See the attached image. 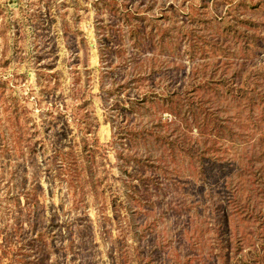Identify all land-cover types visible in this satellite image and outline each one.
<instances>
[{"label": "rangeland", "instance_id": "rangeland-1", "mask_svg": "<svg viewBox=\"0 0 264 264\" xmlns=\"http://www.w3.org/2000/svg\"><path fill=\"white\" fill-rule=\"evenodd\" d=\"M108 1L0 0V264H118L115 257L124 250H130L128 264H179L200 251L201 195L210 189L224 203V175L237 164L231 159L256 141L258 135L247 130L233 149L216 152L222 170L214 168L205 184L189 176L185 164L171 162L180 173L156 174L152 211L130 220V228L152 225L131 237L109 202L124 176L114 126H148L165 115L153 102L140 112L128 110L145 92L186 87L216 65L239 70L262 63L263 42L247 50L251 27L238 19L264 21V0H115L121 6L113 10ZM119 7L145 18L131 29L115 14ZM222 16L237 30L225 28ZM257 32L264 35V28ZM27 127L37 131L34 157L20 144ZM178 127L167 130L197 137L195 130ZM84 145L95 149L93 176L86 178L75 162ZM56 151H71L68 162L52 163ZM35 183L40 187L38 203L30 205L36 210L33 230L25 199L12 193ZM96 183L110 189L99 192L98 186L94 194L89 189Z\"/></svg>", "mask_w": 264, "mask_h": 264}, {"label": "trees", "instance_id": "trees-1", "mask_svg": "<svg viewBox=\"0 0 264 264\" xmlns=\"http://www.w3.org/2000/svg\"><path fill=\"white\" fill-rule=\"evenodd\" d=\"M117 3L111 0L107 5L113 10L117 5L121 6V3ZM167 9L173 10L175 7L170 6ZM115 12L120 22L129 28L134 22L145 18L131 7H119L118 12ZM167 18L175 25L176 19L173 15ZM219 20L225 28L232 27L237 30L225 16ZM238 20L251 27L246 33L248 40L244 43L247 50L258 49L259 42L264 44V35L257 32L264 28V21H254L251 18ZM239 34L245 32L240 30ZM156 94L145 92L140 97H135L131 105L133 107L128 110L140 112L145 102H153L165 114L160 115L158 121L140 127L124 124L114 126L113 137L121 147L116 154L120 161L118 167L124 176L121 177L120 191L113 194L110 190L112 215L124 220L125 228L132 232L131 237H136L139 232L142 234L152 223L130 228V220L152 211L153 202L149 200V195L151 187L159 179L157 173L166 178L173 172L179 174L180 171L176 168L178 163L172 168L170 163L181 162L185 164L184 168L188 170L189 176L205 184L209 177L214 176V168L222 170L224 163L216 152L233 149L234 143L242 140L244 134H247L245 132L252 129L253 134L258 135L255 143L250 145V149L239 152L237 158L231 159L237 164L231 174L224 175L221 185L224 203L219 197L213 199L210 189L201 195V217L204 225L198 233V238L202 239L200 251L195 255H187L178 263L190 264L193 261L196 264H264V61L239 70L216 65L209 74L199 80L192 79L186 87L165 86L162 93ZM23 111L25 114V107ZM169 117L174 120L171 121ZM29 121L25 115V124ZM174 123L189 133L195 130L197 137L176 128L168 131L167 127ZM36 132L27 127L20 143L25 148L23 153L31 157L37 153L33 139ZM94 150L93 145H84L81 151L76 152L75 162L80 166L84 178L87 175L93 176L91 167ZM70 153L71 151H56L51 158L52 163L63 165L68 162ZM57 156L61 158L58 163ZM83 158H88L90 165L85 164ZM95 180L99 182L98 175ZM99 184L91 185L89 190L97 193ZM38 187L40 185L36 183L32 187L22 185L18 191L12 193L16 199H25V217L33 230L35 224L32 219L36 210H31L30 205L38 203ZM99 187V192L110 189L107 183ZM129 252L130 250L119 251L115 263L128 264Z\"/></svg>", "mask_w": 264, "mask_h": 264}]
</instances>
